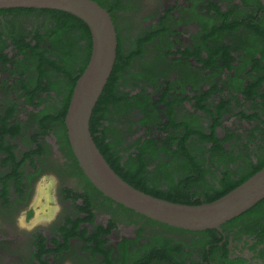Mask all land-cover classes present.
Returning a JSON list of instances; mask_svg holds the SVG:
<instances>
[{
  "label": "flooded vegetation",
  "instance_id": "obj_1",
  "mask_svg": "<svg viewBox=\"0 0 264 264\" xmlns=\"http://www.w3.org/2000/svg\"><path fill=\"white\" fill-rule=\"evenodd\" d=\"M106 2L111 6L107 11L112 12L111 17L119 41L121 37L118 20L125 22L131 30L139 31L142 28L141 36L135 40L136 48L128 54H125L122 48L124 57L128 58L140 51H143V57L149 47L156 43L154 54L147 55L143 64L135 67L132 86L123 92L128 94V97H119L120 102L116 110L123 113L124 109L128 111L127 114L116 115L120 124L104 121L105 126L112 125L105 134L107 141L117 147L122 143L127 146L141 137L146 139L148 136L164 141L161 136L168 135V132H164L165 125L170 119H175L179 128L172 131L188 136L187 149L190 152L198 146L205 147L202 154L191 152L193 157L188 176L179 177L173 173L177 184H183L186 195L204 201L202 196L194 195L192 191L202 189L201 193L207 191L217 195L222 192L227 181L237 182L245 177L248 174L246 161L251 159L257 163L260 158L259 149L251 152L238 126L226 129L225 124L230 115L238 119L236 122L247 117L248 100L244 88L249 80L242 75V71H247L244 69L247 58L245 53L234 49L246 43L247 39L252 40L251 43H262L257 35L254 36L247 22L248 16L253 15L257 18L255 33L263 27L264 12L256 0H154L152 6H148L147 0ZM216 27L222 32L218 39L214 36L218 31ZM142 57H134V61ZM247 69L251 70V67ZM124 74L125 71L119 74L121 78L117 80V93L123 91L121 84L125 78ZM229 94H235L240 101L237 102L234 98L229 101ZM228 101L231 104L229 109L236 108L232 114H226L224 110ZM18 104L21 103L14 101L11 105L16 106L14 118L11 120H7L8 107L0 104V146L2 140L7 141L14 155V161L8 162L10 156L0 151L1 196L4 195V190L8 191L11 183L14 184L11 200L8 201L9 196H5L0 203L4 217L8 220L5 230L11 236L15 232L11 222L15 223L18 212L32 202L37 183L47 176H54L56 179L68 177L76 168L75 161L67 159L62 151L56 158L49 157L46 152L37 154L38 145L41 143L44 147L40 138L34 139V136H31L33 147L28 149H23L21 141L18 140H22V134L2 139L4 120L18 123ZM199 105L212 106L210 115L198 110ZM187 107L190 109H185ZM202 113L207 115L208 119ZM161 120L163 122L160 124ZM214 127L217 141L196 142L199 140L197 132L204 130L206 137L211 138L214 135ZM102 132L100 128V136ZM159 146H163V143ZM121 148L122 146L119 147ZM174 150H177V147ZM28 152L31 154L26 158ZM171 160L165 162L166 169L171 165ZM24 167H28L25 172ZM166 169L165 172L168 171ZM74 195L72 192L71 196ZM111 205L133 222L128 227L129 235L119 238L111 245L112 248H109L111 258L119 262L123 260L125 264H227L232 261H244L249 264H264V203L252 214L234 220L220 230L197 233L175 232L155 226L163 231L159 233L150 228L151 225L146 219L118 208L115 204ZM110 223H116L114 213L108 217L104 227L107 228ZM112 233L113 229L109 235ZM178 233L191 239H184L178 236ZM40 234L45 237L48 245L51 238L44 231L33 233L32 239L35 240ZM38 245L40 246L32 244L31 247L35 249ZM52 247L48 245L47 248ZM85 261L90 262L87 258Z\"/></svg>",
  "mask_w": 264,
  "mask_h": 264
},
{
  "label": "trees",
  "instance_id": "obj_2",
  "mask_svg": "<svg viewBox=\"0 0 264 264\" xmlns=\"http://www.w3.org/2000/svg\"><path fill=\"white\" fill-rule=\"evenodd\" d=\"M93 1L97 2L106 10H109L111 7L106 0ZM256 2L264 12V7L260 1L256 0ZM109 13L111 15L112 12L109 11ZM219 13L218 9L217 14ZM31 15L43 17V21L39 26L31 31H27L24 28L22 19H24V16ZM9 16H13L15 22L7 28L8 34H6L7 32H2L0 29V62L12 67V69L8 71H14L15 76L19 77L17 85L21 86L23 97L30 105L32 104L33 107L38 108L44 104V95H46V98H51L52 94L57 96L53 104L36 114L35 118L37 119L38 131L34 135V139L40 138L44 144V147H42L41 143L38 145L39 150L36 153H47V145L44 143V139L54 134L55 137L61 138L64 142V146L69 150L68 155L75 161L76 168L73 169L74 172H79L81 178L90 190L100 197H103L108 203L115 204L118 208H122L131 214L146 219L152 226H160L162 229L175 232H186L151 221L105 198L92 186L77 164L69 145L65 118L76 82L86 69L90 60L92 39L88 26L71 14L55 10L39 9L0 10V25L3 24L4 19ZM256 19L255 16L250 15L247 18V22L254 36L257 35L256 37L262 40V43H251L252 40L247 39L246 43H242L241 46L236 47L234 50L245 53L247 64H245L244 69L250 71L249 73H254L253 78L248 79V85L244 88V94H246L247 100L251 101V107L247 111L246 120L258 122L264 132V16L262 22L263 27L255 33V27H257L255 24ZM216 30L218 31L214 33V36L218 39L221 37L220 33L222 32L219 31L218 27H216ZM8 42H10V46H12L16 52V55L11 58H8V53H5ZM216 42L220 43L221 41ZM131 61V57L126 58L123 56L122 41L121 38L120 41L118 38L117 58L113 72L93 111L90 121V131L97 148L112 170L126 183L145 194L165 201L186 205H201L203 203H212L220 199L264 168V145H262L259 147L258 153H260V158L257 159V163L256 161L253 162V160L247 159L246 172H248V174L241 180L237 182L227 181L222 192L217 195H212L207 191L201 193L199 190H191L194 192V195L204 198V201H201L200 199L196 200L194 196L186 195L184 193L183 184H177L176 177L173 173L177 174L179 177L188 176L190 174V164L192 163L191 159L193 157L191 152L202 154L205 147L198 146L197 149L190 152L187 149V144L189 143L188 136L183 135L181 132L172 131L179 128L175 119H170V122L165 125L164 132H168V135L161 136V139H164V141L148 136L146 139L141 137L127 146L122 143L117 147L113 143L108 142L105 134L111 129L112 125L107 127L104 125V121L112 123L109 118L110 110L112 108H117L120 102L119 97H123L122 99L128 97V94L117 93V80L121 78L119 74L130 67ZM248 67H251V70H248ZM211 107L212 106L203 107L199 105L198 110L205 111L210 115ZM122 110L124 111L123 113L119 110L118 113L126 115L128 111ZM15 112L16 106L10 105L6 114L7 120L14 118ZM6 121L4 120L3 122L4 129L2 130L3 134L1 133L2 139L6 138V136L14 138L23 133L24 129L21 124H14L10 121ZM162 122L161 120L160 124ZM215 127L212 128L214 135L211 138L206 137L204 130L202 132H197L199 140L196 142L201 141V143H204L217 141ZM100 128L103 130L102 136L99 135ZM161 142L163 146H159ZM120 146H122L121 149H119ZM249 146L248 144L247 147L250 150ZM32 147L33 145L31 148ZM176 147L177 150H174ZM11 150L8 142L2 140L0 151L7 153L10 158H12V161H10L9 158L8 162L14 161V155ZM30 154L31 152H28L26 158L30 157ZM169 159H172L171 165L166 169L165 162ZM165 169L168 171L165 172ZM11 176L14 177L15 175ZM180 182H182V180H180ZM187 189L189 188H186V190ZM7 192V190L3 191L4 194H7ZM69 193L71 195V192ZM73 199H82L83 202L80 207V212L85 217L77 219L67 218L65 223L58 230L60 237L63 238V244L60 243L58 237L54 238L51 243H53V245L59 243L58 245L65 248L68 246L71 239L78 238L84 242L86 247L92 249L91 253L94 254L93 256L100 255L105 260V264H113V260L110 256L111 250H109L107 240L104 238L115 228V224L110 223L107 228L101 225L97 226L95 232L90 234L86 228H82V224L84 222L92 223L94 220L92 211L94 204L92 198L90 195L83 194L74 195ZM263 203L264 200L234 220L236 221L244 216L252 214L256 211L257 207ZM36 240H38L37 243L40 244V246L38 245L39 251L35 255V259L39 262L38 264H49L45 257L53 251V248H47V240L41 235L37 237Z\"/></svg>",
  "mask_w": 264,
  "mask_h": 264
},
{
  "label": "water",
  "instance_id": "obj_3",
  "mask_svg": "<svg viewBox=\"0 0 264 264\" xmlns=\"http://www.w3.org/2000/svg\"><path fill=\"white\" fill-rule=\"evenodd\" d=\"M259 1L264 7V0ZM10 9L61 11L88 26L91 56L76 82L65 126L79 168L105 198L151 221L195 233L220 230L264 200V168L220 199L201 205L165 201L126 183L109 166L90 131L93 111L117 58L118 34L110 13L93 0H0V10Z\"/></svg>",
  "mask_w": 264,
  "mask_h": 264
},
{
  "label": "rangeland",
  "instance_id": "obj_4",
  "mask_svg": "<svg viewBox=\"0 0 264 264\" xmlns=\"http://www.w3.org/2000/svg\"><path fill=\"white\" fill-rule=\"evenodd\" d=\"M147 4L148 6H152L151 4H154V0H147ZM22 21L24 28L27 31H31L42 23L43 17L36 15L24 16V19H22ZM14 22L15 20L13 16L6 17L4 19V23L0 25V29L2 30V32H7L6 34H8L7 28L14 24ZM118 25L123 51L125 52V54H128L136 48L135 40L136 38L141 36L140 33L142 31V28L139 31L131 30L129 29L128 25L122 20H118ZM154 45H156V43ZM154 45L149 47L147 54L143 57V51L138 52L136 55L130 56L132 61L130 67L125 71V78L123 79V83L121 84V88L123 90L121 91V93L131 88L135 67L138 68L137 66H141V64H143V61H145L147 55L154 54ZM5 53H8V58L14 57L16 55L14 48L10 46V42L7 43ZM134 57H136V59L140 57L142 58L140 60L134 61ZM9 69H12V67H9V65H4L3 62H0V104L2 103V106L6 105L7 107H9L13 104L14 101H18L19 103H21L20 105L18 104L20 108L17 109L16 119L18 120L17 122L21 124L24 131L21 137L22 140H18L21 141L23 149H28L32 146L31 136H34L38 131V125L36 121L37 119L35 118L36 114L39 113L41 110L48 108L49 105L53 104L54 99L57 98V96L55 94H52L51 98H46V95H44V104L39 106L38 108L33 107L32 104L30 105V103L26 101L23 97V93L21 92L20 88L21 86L17 85L19 77L15 76L14 71H8ZM249 72L250 71H242V75L246 76L247 79H251L253 78L254 73ZM229 96L231 97L229 101L233 98V100H237V102L240 101L239 98H236L235 94H229ZM229 101L226 105L227 107L224 108L226 110V114H232L233 110L236 109L228 108L231 105ZM250 107L251 101H248L246 111H248ZM185 109L189 110L190 108L187 107ZM116 115H118V111L112 108L109 113V118L112 123L115 122V124H120V122L117 121L118 118H116ZM202 115L205 114L202 113ZM204 117H207L206 119H208L207 115H205ZM237 120L236 118H233V115H230L226 120L225 128L229 129L231 127L238 126L241 131V134L244 136V140L247 142V144L250 145L249 147L252 151L257 150L260 146L264 145V132L258 122L251 120L249 121L246 119H239V121L236 122ZM44 143H46L47 145L46 147L49 157L56 158V155L58 156L59 153H61L60 151H62L64 152L67 159L73 160L68 155L69 150L66 148V146H64V142L61 140V138L55 137L54 134H51L50 136L44 139ZM23 170V172H25L26 170H28V167H24ZM48 177L50 176L42 178L37 183L35 194L32 200V202H34L35 212L37 214H46L51 208V202L54 197L58 198L59 203L63 209L62 212L52 225L48 227L39 228L31 233L20 232L16 228L15 223L11 222L13 224V229L15 230L14 235L11 236L8 235L5 230L8 224V220L4 217V210L0 204V264H38L39 262L35 259V255L38 251V248L35 247V249H33L31 247L32 244H38V240H36L37 238L35 240L32 239L33 233H37V231H44L46 235L50 236L51 240H48V245L50 247H52L53 245V243H51L52 240L56 237H58L60 239V243L63 244V238L60 237V233L58 230L65 223V220L67 218L77 219L84 217V215H82L80 212V207L83 202L82 199L74 200L70 193L65 194L66 191L71 193L73 192L75 193V195L86 194L91 196L94 204L92 208L94 220L92 223L84 222L86 224H82V228H86V230H88L90 234L95 232V228L97 226H105L106 222L108 221V217L111 215V213L115 214L116 225L113 229V233L104 238L105 240H107L108 248L111 249V245H114L119 238L129 235L128 227L131 226L130 224H133L132 220L127 219L119 209L113 208L112 205L106 200L97 197L99 195L89 189L87 184L81 178V175L78 171L74 172L73 170L68 177L57 179L58 185H54ZM13 189L14 184L11 183L7 194L1 196L2 191H0V203H2V198H4L5 196H9L8 201L11 200L10 198L13 197V194H11ZM201 190L202 189H200L199 191ZM96 202H98V204H96ZM150 228L155 231H158L159 233L163 232L152 225L150 226ZM44 229H46V231ZM178 234V236L184 239H191V237H186L187 235H182L180 233ZM40 235L43 237L42 234ZM112 235H114V237ZM14 237L18 238L16 239ZM58 244H54V246L52 247L53 251H51V253L49 255H46L47 257H45L47 262H50H48L49 264H105V260L102 256H93L94 254L91 253L92 249L86 247L84 242H82V240L78 238L71 239L68 246L65 248ZM84 258H87L88 260H90V262H84ZM112 260L113 264H125V261L123 260L121 262H119L117 259L114 260V258ZM227 264L249 263L244 261H232L228 262Z\"/></svg>",
  "mask_w": 264,
  "mask_h": 264
},
{
  "label": "clouds",
  "instance_id": "obj_5",
  "mask_svg": "<svg viewBox=\"0 0 264 264\" xmlns=\"http://www.w3.org/2000/svg\"><path fill=\"white\" fill-rule=\"evenodd\" d=\"M48 178L54 185H58V180L54 176ZM62 210L58 198L55 197L51 202L50 210L46 214H37L34 202H30L27 207L18 212L15 220L16 228L20 232L31 233L39 228L48 227L56 221Z\"/></svg>",
  "mask_w": 264,
  "mask_h": 264
},
{
  "label": "bare ground",
  "instance_id": "obj_6",
  "mask_svg": "<svg viewBox=\"0 0 264 264\" xmlns=\"http://www.w3.org/2000/svg\"><path fill=\"white\" fill-rule=\"evenodd\" d=\"M50 188V187H49ZM47 195H49V194H47Z\"/></svg>",
  "mask_w": 264,
  "mask_h": 264
}]
</instances>
